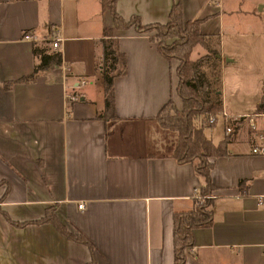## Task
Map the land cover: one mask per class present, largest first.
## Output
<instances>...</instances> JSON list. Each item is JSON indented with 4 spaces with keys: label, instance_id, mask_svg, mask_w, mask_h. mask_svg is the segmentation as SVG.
Here are the masks:
<instances>
[{
    "label": "crops",
    "instance_id": "obj_1",
    "mask_svg": "<svg viewBox=\"0 0 264 264\" xmlns=\"http://www.w3.org/2000/svg\"><path fill=\"white\" fill-rule=\"evenodd\" d=\"M174 1L140 0L141 22L168 20ZM233 1L179 0L182 18H201L199 30L214 34L220 106L239 113L264 105V1ZM123 3L115 0V9L127 18L137 8L125 11ZM111 18L101 0H0V264L90 259L84 243L49 220L36 221L47 210L88 237L94 264L173 261L172 215L194 206L202 183L190 161L171 155L177 133L155 117L168 98L181 104L177 60L162 55L148 32L115 28ZM104 28L125 57L112 77L111 119L98 116ZM33 43L58 51L60 61L19 80L39 60ZM81 78L85 83L73 86ZM194 121L217 143L216 121ZM222 128L218 142L227 137V152L210 157L213 221L191 230L185 264H264V156L250 152L243 121L231 133Z\"/></svg>",
    "mask_w": 264,
    "mask_h": 264
},
{
    "label": "trees",
    "instance_id": "obj_2",
    "mask_svg": "<svg viewBox=\"0 0 264 264\" xmlns=\"http://www.w3.org/2000/svg\"><path fill=\"white\" fill-rule=\"evenodd\" d=\"M115 0H101L103 8L111 12L112 25L120 28H126L134 25L137 30L145 31L155 29V35L149 38L156 42L157 49L167 59L177 60L175 73L177 76L176 94L181 98V104L178 107L170 97L157 110L155 117L162 126H166L176 131L177 143L171 152L178 161H190L197 174L202 178V183L197 190V197L194 196V206L184 211L173 213V261L171 264H185L188 247L192 244L193 228L199 226H209L213 221L212 217V199L207 197L214 189L210 177V168L212 162L210 157L225 154L227 151V137L214 143L203 133L202 125L196 124L197 117L204 119L205 115L213 110H217L221 104V97L217 88L214 89V96H210L209 83L205 77L202 68L204 63H211L214 67V74L218 78L220 63L219 50L216 48L217 40L212 33H203L199 30L201 18L184 19L182 18L181 3L179 0L172 2L168 11V20L162 22L142 23L137 14H131L125 19L115 9ZM102 38V61L101 75L103 82V109L98 116L105 119L114 118V97L112 90V77L114 73L123 71L124 53L119 51L114 45V39L111 36V29L104 28ZM155 36L157 40H155ZM172 37L170 42H165L163 38ZM199 45L205 51L192 59L190 57L194 46ZM33 53L38 57V62L34 64L33 70L19 78V80L33 79L35 74L49 64H56L60 61V53L47 49L33 43ZM69 105V104H68ZM67 105V106H68ZM243 180L238 181V185ZM49 220L62 231L65 236L80 241L86 245L90 251L91 257L85 264H94L95 250L94 245L82 232H71L62 223L57 221L51 210H47L45 215L36 219L39 221Z\"/></svg>",
    "mask_w": 264,
    "mask_h": 264
},
{
    "label": "built area",
    "instance_id": "obj_3",
    "mask_svg": "<svg viewBox=\"0 0 264 264\" xmlns=\"http://www.w3.org/2000/svg\"><path fill=\"white\" fill-rule=\"evenodd\" d=\"M23 37H30L28 33H24ZM61 38L55 35L51 40V47L56 49L59 46ZM65 69V66H62ZM73 86L82 85L85 83L83 78L74 82ZM67 98L71 102L78 99L77 91H73L71 94L67 95ZM248 101L243 100V105H247ZM220 116L223 124L225 133H231L234 128L240 127L243 124L247 126V129L250 133V138L252 141V146L250 152L254 154H261L264 156V105H258L250 110H243L239 113H232L228 109H225L224 106H220L217 110L209 111L204 118L206 124L213 123L217 116ZM194 196L197 197V192L194 193ZM209 198L214 197L212 193L206 195ZM262 197V196H261ZM77 205L83 206L82 202H78Z\"/></svg>",
    "mask_w": 264,
    "mask_h": 264
},
{
    "label": "rangeland",
    "instance_id": "obj_4",
    "mask_svg": "<svg viewBox=\"0 0 264 264\" xmlns=\"http://www.w3.org/2000/svg\"><path fill=\"white\" fill-rule=\"evenodd\" d=\"M224 1L228 7H232V5L234 4L233 0H224ZM262 1H264V0H262ZM123 5H124L125 11L129 10L134 5H136V8H137L134 12L131 11V13H130V11H129L127 13L128 14L127 18H125V19H128L131 16V14H137L139 19L142 21V19L140 17V12L138 11V8L141 9L140 0H124ZM229 15H231V14L229 11H227L226 17L228 18ZM147 32L151 35H155L156 30L155 29H149V30H147ZM154 39L157 40V37L155 36ZM163 39L165 42H170L172 40V37H165ZM204 51H205L204 48H202L199 45H195L190 57L192 59H194L195 57L199 56V54L203 53ZM202 68L205 72L206 79L208 80V82H210L209 83L210 85L208 87L209 94H210V96H214L213 92H214V89L218 87L219 78H217L215 76V74L213 73L214 67H212L211 63H209V65H207V63H204L202 65ZM221 120H222L221 117L218 115L216 120H215L216 122L214 121L215 124H213V126L211 128V139L215 140L216 142H218V139L220 137H222V135H223V128H222L223 124H221ZM208 131H209V129L207 127H205L204 132L206 134L210 135Z\"/></svg>",
    "mask_w": 264,
    "mask_h": 264
}]
</instances>
